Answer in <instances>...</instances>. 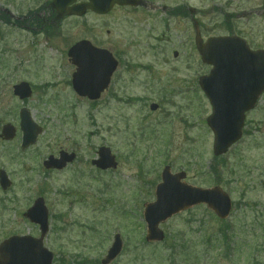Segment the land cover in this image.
Here are the masks:
<instances>
[{"label": "rangeland", "instance_id": "374dc122", "mask_svg": "<svg viewBox=\"0 0 264 264\" xmlns=\"http://www.w3.org/2000/svg\"><path fill=\"white\" fill-rule=\"evenodd\" d=\"M146 1L151 8L65 18L49 39L0 20V129L16 128L12 141L0 140V169L11 182L0 189V243L39 236L23 213L41 197L53 264H100L114 234L123 246L111 264H264V94L246 114L242 138L215 158L205 124L211 109L197 84L210 67L201 63L184 15L194 10L203 40L227 35V25L251 49H264V0ZM39 3L0 0V8L21 17ZM83 39L116 51L118 68L96 102L71 88L75 68L66 52ZM22 81L32 96L21 102L12 87ZM22 107L42 129L24 151ZM101 146L115 156V170L90 164ZM60 150L74 152L76 161L45 170L42 162ZM164 166L185 172L188 185L220 187L233 204L229 217L220 220L199 205L160 226L164 241L146 243L143 206L154 200Z\"/></svg>", "mask_w": 264, "mask_h": 264}, {"label": "water", "instance_id": "95a60500", "mask_svg": "<svg viewBox=\"0 0 264 264\" xmlns=\"http://www.w3.org/2000/svg\"><path fill=\"white\" fill-rule=\"evenodd\" d=\"M73 1L75 0H54L58 16L65 13L69 16H83L86 9H92L102 15L109 12L114 4L140 5L139 0H89L88 3L67 8ZM195 44L201 61L212 66L209 75L200 77L198 83L212 108L207 125L214 135L213 154L219 156L225 154L229 147L240 139L244 114L254 108L258 97L264 92V51H250L245 42L237 37L211 38L203 43L197 28ZM68 57L76 66V72L72 75L73 90L81 97L97 100L107 88L117 63L107 51L95 49L86 41L74 45L68 51ZM13 93L20 100L31 96L30 87L26 83L14 86ZM156 108V105L150 106L151 110ZM19 118L22 131L21 149L24 150L35 143L41 129L32 122L26 109L20 110ZM14 135L15 129L10 124L2 127L1 139L9 141ZM98 156L99 159L92 162L97 168L106 170L116 167L114 157L110 155L108 148H100ZM72 160V155L60 153V159L50 156L43 166L46 169L61 170ZM184 178V173L172 175L168 167L163 169L162 182L155 192L156 200L145 205L147 242L161 241L164 236L158 228L159 224L198 204H205L221 219L228 216L231 202L227 194L217 187L200 189L188 186L181 182ZM9 186L10 182L5 172L0 171L1 189L6 190ZM24 216L40 226V238L10 237L3 241L0 244V264H52V254L42 245V239L47 231V212L42 199H37ZM121 248L120 237L115 235L113 244L101 264L113 261Z\"/></svg>", "mask_w": 264, "mask_h": 264}, {"label": "flooded vegetation", "instance_id": "af4514ba", "mask_svg": "<svg viewBox=\"0 0 264 264\" xmlns=\"http://www.w3.org/2000/svg\"><path fill=\"white\" fill-rule=\"evenodd\" d=\"M84 0H78L81 2ZM51 0H42V2L36 5L32 10L36 14H30V16H25L21 22L18 23L17 27L22 30L28 31L30 34L37 32V35L43 36L45 39L52 37L54 31L58 29V23L55 20V11L50 5ZM151 4L144 0L142 6L136 7L135 9H145L150 8ZM124 9L119 7H114L113 10ZM128 9V7H125ZM35 10V11H34ZM112 10V11H113ZM34 17L36 19H34ZM109 34V32H107ZM100 47V46H98ZM112 55H116V51L113 46H108L106 48ZM123 51V50H120Z\"/></svg>", "mask_w": 264, "mask_h": 264}]
</instances>
